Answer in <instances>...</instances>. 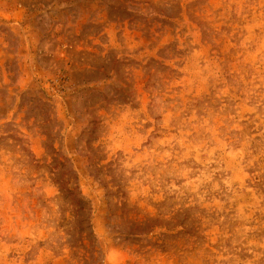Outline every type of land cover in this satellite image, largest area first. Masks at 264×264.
<instances>
[{
  "label": "rangeland",
  "instance_id": "rangeland-1",
  "mask_svg": "<svg viewBox=\"0 0 264 264\" xmlns=\"http://www.w3.org/2000/svg\"><path fill=\"white\" fill-rule=\"evenodd\" d=\"M0 264H264V0H0Z\"/></svg>",
  "mask_w": 264,
  "mask_h": 264
}]
</instances>
